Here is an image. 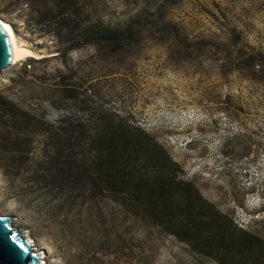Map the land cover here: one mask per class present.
<instances>
[{
	"label": "rangeland",
	"instance_id": "374dc122",
	"mask_svg": "<svg viewBox=\"0 0 264 264\" xmlns=\"http://www.w3.org/2000/svg\"><path fill=\"white\" fill-rule=\"evenodd\" d=\"M88 1L91 15L113 22L129 16L138 22L140 9L149 2ZM55 2L0 0V19L10 25L17 44L32 51L0 70V96L14 100L22 114L42 111L44 120L52 121L64 111L52 100H64L57 106L70 104L55 81L72 74L70 82L87 90L92 99H104L106 108L156 135L178 164L180 177L199 185L221 208L228 207L237 226L264 229V0H159L160 15L152 17L170 22L180 33L178 43L173 41L174 28L156 32L148 27L138 42L124 44L107 56L99 53L97 39L58 41L54 24L43 15L34 18L38 9H55ZM83 10L81 18H88ZM155 10L149 6L147 15ZM63 47L68 49L61 51ZM120 55L125 56L123 61ZM9 124L4 116L0 137L11 132ZM23 130L28 143L16 144L24 152L17 161L4 159L1 142L0 214L12 216L29 235L43 264H75L81 242L61 233L55 216L38 212L41 194H32V203H26L14 192L13 184L23 177L22 164L32 167L40 151L48 160L54 154V140L34 121ZM26 158L31 163H24ZM104 199L106 207L112 205L108 197ZM94 206L91 198L76 205L81 211ZM151 235L130 251L106 247L105 259L111 264H196L174 239ZM149 247L153 255L143 263Z\"/></svg>",
	"mask_w": 264,
	"mask_h": 264
},
{
	"label": "trees",
	"instance_id": "16d2710c",
	"mask_svg": "<svg viewBox=\"0 0 264 264\" xmlns=\"http://www.w3.org/2000/svg\"><path fill=\"white\" fill-rule=\"evenodd\" d=\"M84 1L57 0L55 9H38L33 16L42 19L43 15L54 24L58 41L97 39L101 56L112 55L124 44L138 42L143 29L151 27L160 32L172 27L170 22L152 17L160 15L159 0H149L140 7L138 22L131 16L116 22L93 16L89 1ZM149 6L156 12L147 15ZM82 8L88 18H81ZM148 23L152 26L144 28ZM179 35L174 31V44ZM67 49L63 47L61 51ZM118 58L123 61L125 56ZM25 73L27 76L30 72ZM72 78L69 74L55 81L56 89L70 104L57 106L56 103L63 105L64 100H52L56 108H64L52 121L44 120L42 111L33 116L22 114L14 100L0 96V121L9 117L8 127H13L0 137V157L2 142L6 148L4 159H20L24 152L15 146L28 143L23 128L32 121L54 140L53 158L48 160L40 151L32 167L22 164L23 177L12 184L14 192L26 203H32L31 195L39 192L42 198L37 203L38 212L55 216L60 232L81 242L75 264H111V259H105L106 247L130 251L154 232L174 239L196 264H264V229L237 226L228 207L221 208L220 202L204 195L199 185L180 177L178 164L156 135L106 108L104 99H92L87 90L70 82ZM81 112L86 115L84 119L78 115ZM24 163L31 160L26 158ZM4 165L7 167L5 161ZM32 175L34 180L27 183ZM66 192L70 198L68 194L64 196ZM105 197L111 206L104 205ZM87 198L95 200V209L81 211L76 205ZM98 198L103 207L100 202L97 204ZM152 251L149 247L143 263L151 260Z\"/></svg>",
	"mask_w": 264,
	"mask_h": 264
},
{
	"label": "water",
	"instance_id": "95a60500",
	"mask_svg": "<svg viewBox=\"0 0 264 264\" xmlns=\"http://www.w3.org/2000/svg\"><path fill=\"white\" fill-rule=\"evenodd\" d=\"M0 19V70L12 64L13 48L10 35ZM41 252L12 225V216L0 214V264H41Z\"/></svg>",
	"mask_w": 264,
	"mask_h": 264
},
{
	"label": "bare ground",
	"instance_id": "6f19581e",
	"mask_svg": "<svg viewBox=\"0 0 264 264\" xmlns=\"http://www.w3.org/2000/svg\"><path fill=\"white\" fill-rule=\"evenodd\" d=\"M2 21V20H1ZM5 25V27L7 28V31L10 35V39H11V42H12V48H13V60L16 61L22 57H25V56H28L32 53L31 50L27 49V48H21L18 44H17V41H16V38L13 34V31L10 27L9 24H7L6 22L2 21ZM12 225H14L18 231H23L21 228L18 227V225H16L13 221H12ZM23 235L27 238H29V235L28 234H24V231H23ZM27 238V239H28ZM30 244L32 245V241L30 239H28ZM33 246V245H32ZM34 247V246H33ZM42 255L40 254V260L42 261ZM41 264H43V261L41 262Z\"/></svg>",
	"mask_w": 264,
	"mask_h": 264
}]
</instances>
